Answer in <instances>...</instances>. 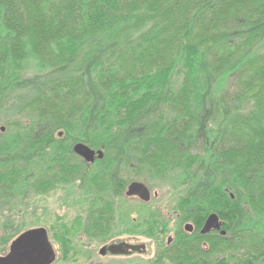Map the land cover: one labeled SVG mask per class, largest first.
I'll return each instance as SVG.
<instances>
[{
    "label": "trees",
    "instance_id": "obj_1",
    "mask_svg": "<svg viewBox=\"0 0 264 264\" xmlns=\"http://www.w3.org/2000/svg\"><path fill=\"white\" fill-rule=\"evenodd\" d=\"M1 127L0 216L76 188L78 215L50 227L64 257L140 180L195 234L221 222L177 258L264 264V0H0Z\"/></svg>",
    "mask_w": 264,
    "mask_h": 264
},
{
    "label": "rangeland",
    "instance_id": "obj_2",
    "mask_svg": "<svg viewBox=\"0 0 264 264\" xmlns=\"http://www.w3.org/2000/svg\"><path fill=\"white\" fill-rule=\"evenodd\" d=\"M30 66H33V64ZM134 181L143 183L140 180H132L131 182ZM144 185L148 187L151 193H158V198H152L147 204L139 201L137 198L118 200L114 209L113 231H117L116 234H120L123 230L127 229L129 233L128 235L115 237L109 243H114L116 240H124L129 244L150 245L142 236H136L134 230L137 229L138 232L139 229L142 231L147 229L146 223H149L155 217L156 210H163L164 208L169 210L176 204L177 195L168 186L155 183H151L152 187ZM77 195L75 187L66 189L65 191L57 190L45 196L37 197L34 201L29 200L27 208L15 205L11 212L3 211V215L0 216V256L4 257L8 254L12 241L17 237V235H13L16 234L18 227L19 230H30L41 227L46 230L48 241L55 253V260L52 264H89L91 259L102 264H146L140 261H145L147 257L151 256L152 250L150 247H147L148 251L143 256L118 254L116 256L100 257L97 253L103 241L98 242L94 239L93 241H89L85 236L82 238L81 234H78L76 239H74L75 252L67 258L64 257L59 246L51 240L50 227L58 223V219L69 222L78 215L79 207L73 202V196L76 197ZM7 219L12 222V230L2 232L1 226ZM19 232L21 233V231ZM3 239L10 240L3 245Z\"/></svg>",
    "mask_w": 264,
    "mask_h": 264
},
{
    "label": "flooded vegetation",
    "instance_id": "obj_3",
    "mask_svg": "<svg viewBox=\"0 0 264 264\" xmlns=\"http://www.w3.org/2000/svg\"><path fill=\"white\" fill-rule=\"evenodd\" d=\"M149 192L150 200L152 198H158V193H151L150 190ZM146 227L147 229L143 231L141 229H139L138 232L137 229H135L134 231L136 233V236H142V238L148 241L150 245L129 244L124 240H116L114 243H109L113 239H115V237L117 238L118 236L128 235L129 233L128 230L125 229L120 234H116L117 231H113L112 228L106 234L105 239L103 240L97 254L100 257L116 256L118 254L143 256L148 251L147 247H150V249L152 250V252L150 253L151 256L147 257L145 261L139 260L140 262H145L146 264H188L187 262L182 260L184 258L179 259L176 257L177 255H174L177 249L179 251H182L183 249H189L191 248L190 243L192 242L195 246H199V248L205 252L209 250V246L207 243L208 239L207 237H205L206 234L202 235L200 233L202 227L197 233L199 235L195 234V228L193 224L189 221H182L181 215L176 209V205H174V207L169 210H166L165 208L163 210H156L155 217L149 223H146ZM92 232V234L95 235L96 230L94 229ZM210 233L219 234V231H211ZM81 236L83 238V235ZM204 260L207 262V256ZM89 264L102 263H97L96 261L91 259Z\"/></svg>",
    "mask_w": 264,
    "mask_h": 264
},
{
    "label": "water",
    "instance_id": "obj_4",
    "mask_svg": "<svg viewBox=\"0 0 264 264\" xmlns=\"http://www.w3.org/2000/svg\"><path fill=\"white\" fill-rule=\"evenodd\" d=\"M3 132V127L0 128ZM72 150L86 164H92L96 159L102 158L101 151H95L88 146L77 143L73 145ZM127 198H138L141 202L150 201V192L147 187L140 182H131L127 185L124 193ZM221 222L216 214H210L205 219L200 233L208 234L211 231H219ZM55 260V253L48 241L47 232L43 228L27 230L16 237L10 245L9 252L6 256H0V264H52Z\"/></svg>",
    "mask_w": 264,
    "mask_h": 264
}]
</instances>
